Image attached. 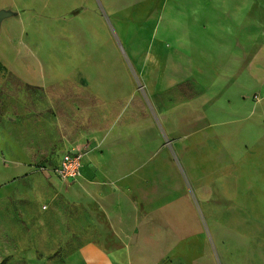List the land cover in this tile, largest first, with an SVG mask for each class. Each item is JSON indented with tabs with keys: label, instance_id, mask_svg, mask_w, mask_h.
Here are the masks:
<instances>
[{
	"label": "crops",
	"instance_id": "0c3cea01",
	"mask_svg": "<svg viewBox=\"0 0 264 264\" xmlns=\"http://www.w3.org/2000/svg\"><path fill=\"white\" fill-rule=\"evenodd\" d=\"M51 1L43 0L44 9ZM215 1L218 15L238 8L237 0ZM56 2L60 21L46 30L33 20L35 3L0 0V9L13 12L0 25V264H221L218 233L201 218L215 221L221 207L200 193L199 167L187 163L203 148L174 146L172 139L205 142L221 136L217 127L251 119L257 110L264 119V45L255 59L248 30L233 47L215 38L216 29L232 26L221 19L212 25L199 14L197 37L191 24L179 31L172 21L159 34L155 19L148 52L131 68L111 18L119 37L133 36L143 27L136 20L173 9L175 0H139L112 12L93 0ZM239 74L247 77L243 84L234 83ZM254 76L261 81L255 92L246 86ZM236 90L246 116L231 110ZM197 125H205L200 134ZM55 144L66 151L47 180L40 167ZM251 147L252 161L264 163V134L247 139V157ZM71 150L85 153L82 173L63 181L53 171ZM221 166L217 171L229 170ZM250 168L264 170L253 162ZM220 179L212 186L221 188Z\"/></svg>",
	"mask_w": 264,
	"mask_h": 264
},
{
	"label": "rangeland",
	"instance_id": "374dc122",
	"mask_svg": "<svg viewBox=\"0 0 264 264\" xmlns=\"http://www.w3.org/2000/svg\"><path fill=\"white\" fill-rule=\"evenodd\" d=\"M30 1L32 4L35 3L31 7L32 11H35L37 14L33 20L46 24V30H48L54 22L60 21L54 19L56 13H58L55 9L59 6L56 0H52L49 5H46L45 9L43 0L42 2H40L41 0ZM76 1L77 0H61V3L68 7L69 5L74 6L75 4L73 2ZM134 1L139 0H93V3L95 8L97 6L102 10L103 8L101 5H103L108 12H112V10H126ZM237 1V9L230 11L222 10L220 12L221 15H218L219 11H214L212 9V2H210V0H206L203 4H199L197 0H175L177 3H175L173 9L170 7L166 12L163 11L162 13L153 11L148 17L149 19L136 20L139 26L142 24L143 27L139 29L137 33L135 32L133 36L127 35L128 37H126L119 31L120 38L116 30L118 29V24L111 18V33L121 52H125L126 57L128 52L132 55L131 59L127 58L128 66L132 68L134 66H140L143 56L148 52L150 36L154 33L155 19L160 21L161 28L159 34H162L161 31L165 26L164 23L166 21H172L175 25L174 28H177L179 31L189 27L188 24H191L190 29H188L190 30V34H193L195 37H197V32L200 31L198 28V25H200L199 23H201L199 17L202 21L213 22L214 24L221 19L225 24L230 23L232 26H228L227 29L225 27L226 30L223 28L216 29L215 38H222V40L226 41L225 46L230 44V46L233 47L238 45V43H235L236 38L240 39L239 37L242 33L248 30L249 36L251 35L250 37L254 40V57L256 59L258 53L262 55V51H258V47L264 45V0ZM216 2H227V4H229V0H217L215 3ZM246 3L250 6L248 11L244 10L241 6V4L244 5ZM38 7L41 9H38ZM216 7L218 6L216 5ZM65 20L68 21L69 19H64L63 21ZM124 20L127 25L134 26L135 22L132 18H124ZM245 20L249 23L243 24ZM241 22L243 26H241ZM213 23L212 25H214ZM219 25L221 26V24ZM246 25L247 27H245ZM209 30H211V27ZM229 30H232V33H230ZM176 34L178 33L175 32V35ZM202 35L204 36L206 33L202 32ZM229 35L234 36L233 42ZM99 44L101 43L98 42L94 44L93 48L96 50V46ZM106 45L107 43L105 41L104 46L106 47ZM242 46L246 47V44L243 43ZM224 61L227 62V60ZM232 61L234 60H231V62ZM212 66L214 67V62ZM222 78L219 77V79ZM246 78L245 75L239 74L238 78L235 77L233 79L235 80V84H243ZM254 78L255 79L252 81L248 78L246 86L248 88L250 86L254 87L255 92L260 88L261 81L259 82L256 80L258 77L254 76ZM236 92L238 91L236 90ZM191 94L192 89H189L183 92L179 98H175V102ZM238 94L239 92L234 94L232 98L233 107L231 110L235 111V109H238L239 114L246 116L249 108L247 109L245 107V102L238 98ZM247 94L249 96L246 102L248 105L246 106L249 107V105L252 104H249V101L252 102V100H250L251 91L249 89L247 90ZM66 98H68V93ZM254 100H258L257 95L254 96ZM79 109L83 110L85 108ZM150 109L153 111L154 108L151 107ZM263 120L262 112L257 110L254 115L251 116V119L234 122L229 125L223 124L222 128L217 127L218 130H222L221 136H217L216 138L211 136V138H207L205 142L201 139L193 138L195 134L191 136L193 139H183L182 137L172 139L174 146H185L186 143L187 146L190 147L203 148V150L199 151L195 156H188L187 159L189 161L187 163H191V165L195 163V166L199 167L200 177L203 178L201 186H205V188L201 187L200 193L205 196L207 200H210L212 206L221 207L220 217L215 221L209 218L207 214H205L204 217L201 216L204 226L218 233L215 234V238L219 239L217 246L221 264H264V170H257L256 168L252 170V168H250L251 171L249 172L246 169V164L250 165L253 162L263 164L264 166V163H262V159H255V162L254 160L252 161V147L248 157L245 151V144L249 137L255 138L256 135L264 134ZM204 126L205 125H201L199 129L197 125V128L194 130L200 131V134L205 130ZM175 128L177 127L175 126ZM207 133L213 135L217 134V131H207ZM65 151L66 146H59L58 144L50 147L47 146L46 158L40 167L41 172L44 173L47 180L53 179V177L50 176V168L52 169ZM232 151L234 155H228ZM218 164H221L222 168L226 167L229 170H223L222 172L217 171ZM220 177L221 188L212 186L214 178L218 180ZM220 192L222 195L221 199H223L221 205L218 203ZM36 242V238L35 240L31 239V243Z\"/></svg>",
	"mask_w": 264,
	"mask_h": 264
},
{
	"label": "built area",
	"instance_id": "2783aa9c",
	"mask_svg": "<svg viewBox=\"0 0 264 264\" xmlns=\"http://www.w3.org/2000/svg\"><path fill=\"white\" fill-rule=\"evenodd\" d=\"M84 155L85 153L77 150L67 152L53 173L63 181L78 179L82 173Z\"/></svg>",
	"mask_w": 264,
	"mask_h": 264
},
{
	"label": "water",
	"instance_id": "95a60500",
	"mask_svg": "<svg viewBox=\"0 0 264 264\" xmlns=\"http://www.w3.org/2000/svg\"><path fill=\"white\" fill-rule=\"evenodd\" d=\"M12 14H13V12L11 10L0 9V25H1V22L4 18H6Z\"/></svg>",
	"mask_w": 264,
	"mask_h": 264
}]
</instances>
